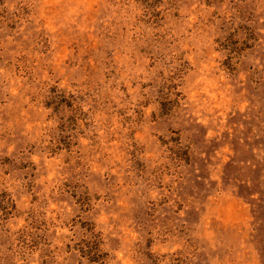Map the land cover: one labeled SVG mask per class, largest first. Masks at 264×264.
I'll list each match as a JSON object with an SVG mask.
<instances>
[{
	"label": "rangeland",
	"instance_id": "rangeland-1",
	"mask_svg": "<svg viewBox=\"0 0 264 264\" xmlns=\"http://www.w3.org/2000/svg\"><path fill=\"white\" fill-rule=\"evenodd\" d=\"M0 264H264V0H0Z\"/></svg>",
	"mask_w": 264,
	"mask_h": 264
}]
</instances>
